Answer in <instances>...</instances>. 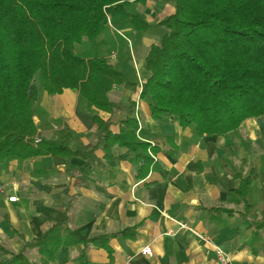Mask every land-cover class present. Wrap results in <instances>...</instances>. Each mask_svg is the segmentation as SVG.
<instances>
[{"label":"crops","instance_id":"obj_1","mask_svg":"<svg viewBox=\"0 0 264 264\" xmlns=\"http://www.w3.org/2000/svg\"><path fill=\"white\" fill-rule=\"evenodd\" d=\"M135 10L152 24L175 12L174 6L154 0ZM164 33L154 27L139 34L110 24L95 43L79 45L83 56L106 58L138 82L136 90L118 87L108 93L121 106L115 113L90 106L75 90L53 96L38 91L35 121L42 137L53 142L67 136L72 150L93 155L87 160L44 155L0 162V244L6 249L19 252L52 225L68 220L81 240L107 237L108 248L90 245L86 263L79 259L80 249L65 246L55 264H217L213 245L222 247L233 264H264V117L246 120L222 137L198 136L193 127L183 128L169 116L154 118L140 93L144 61ZM96 115L111 123L113 134L127 118L137 119L138 141L153 146L156 156L148 150L155 165L145 177L139 176L131 150L95 148ZM242 172L254 174L247 194L252 214H246L237 193ZM11 197L17 201L10 202ZM148 246L153 255H142ZM28 257L40 260L35 250ZM7 259L0 251V260Z\"/></svg>","mask_w":264,"mask_h":264},{"label":"trees","instance_id":"obj_2","mask_svg":"<svg viewBox=\"0 0 264 264\" xmlns=\"http://www.w3.org/2000/svg\"><path fill=\"white\" fill-rule=\"evenodd\" d=\"M143 0H0V162L28 160L44 155L82 157L92 152L74 151L68 137L46 141L35 121L31 88L38 77L49 95L75 90L90 106L115 113L121 106L108 98L115 88L136 90L109 60L83 56L77 47L95 43L111 24L143 34L163 28L144 61L140 98L154 118L169 116L198 136H226L249 119L264 117V0H159L175 12L159 23H148L135 10ZM95 136L107 153L115 145L136 154L139 176L151 165L153 146L137 139L138 121L127 118L118 134L109 121L94 116ZM244 164H247L244 163ZM240 174L237 193L252 214L248 189L253 172ZM107 237L81 240L68 220L52 225L19 252L0 244L10 259L0 264H55L62 247L80 249L87 263L90 245L108 248ZM106 242V243H103ZM35 250L39 262L28 257Z\"/></svg>","mask_w":264,"mask_h":264},{"label":"built area","instance_id":"obj_3","mask_svg":"<svg viewBox=\"0 0 264 264\" xmlns=\"http://www.w3.org/2000/svg\"><path fill=\"white\" fill-rule=\"evenodd\" d=\"M149 154L153 159L156 160V156L151 152V150L149 151ZM9 200H10V202H16L17 198L11 197ZM180 226H181V229L188 230L191 233L198 235L195 230L189 228L186 224H180ZM204 240L207 244L212 243L210 238H204ZM213 247H214V251L216 254L217 264H233L232 258L222 247H220L218 245H213ZM141 253L144 256H152L153 255L152 248L150 246L145 247Z\"/></svg>","mask_w":264,"mask_h":264},{"label":"rangeland","instance_id":"obj_4","mask_svg":"<svg viewBox=\"0 0 264 264\" xmlns=\"http://www.w3.org/2000/svg\"><path fill=\"white\" fill-rule=\"evenodd\" d=\"M149 1H152V0H149ZM154 1H159V0H154ZM146 2H147V0H143L140 4H146ZM165 3V2H164ZM150 11V10H149ZM155 12H153V13H149V17L151 18L152 17V15L153 16H156L155 14H154ZM155 18V17H154ZM85 43H89V42H85ZM82 50H84V47H77V52H79L81 55H83L82 53ZM41 88L43 89V86H42V81H41V79L38 77V79H37V81H36V83L32 86V88H31V96L33 97V99H35V96H37V93H38V91H41ZM35 109V108H34ZM264 145V142L262 143V146Z\"/></svg>","mask_w":264,"mask_h":264}]
</instances>
